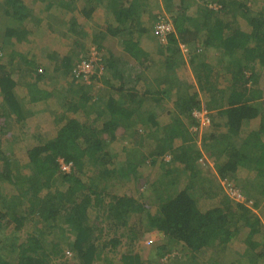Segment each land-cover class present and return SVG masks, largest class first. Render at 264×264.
<instances>
[{
	"label": "trees",
	"instance_id": "obj_1",
	"mask_svg": "<svg viewBox=\"0 0 264 264\" xmlns=\"http://www.w3.org/2000/svg\"><path fill=\"white\" fill-rule=\"evenodd\" d=\"M158 2L53 0L85 20L53 18L68 39V52L50 53V68L16 48L31 40L28 24L41 20L25 0H0V264H115L116 258L122 264H160L158 257L167 264H264V225L252 209L264 206V107L259 71L251 63L259 60L264 67V7L253 12L244 0ZM99 5H108L113 20L107 24L97 23ZM164 18L173 27L163 38L155 25ZM246 23L252 30H244ZM153 28L156 51L142 43ZM199 32L207 36L204 43L224 49L234 61L227 102L225 93L210 94L204 85L212 71L205 59L196 55L191 61L207 93L205 104L178 74L185 59L180 43L190 55ZM94 50V71L85 77L78 66L91 62ZM157 64L166 67L152 79L147 71ZM167 100L171 106H164ZM41 101L51 116L31 121V104ZM210 105H219L230 132L212 135L214 147L205 145L206 151L214 154L222 182L253 199V207L203 174L205 149L191 128L198 125L194 111ZM259 115L260 128L236 143L244 120ZM122 139L128 140L125 156L113 167L105 148ZM146 140L153 142L150 151L143 149ZM229 144L234 149L220 163ZM167 153L172 159L163 158ZM143 165L159 167L158 173L141 177ZM241 165L255 171L251 187L237 181ZM133 184L139 199L118 190ZM215 197L212 208L201 210L200 202ZM152 230L163 237L152 243L148 260L144 253L118 251L125 238L136 243ZM233 241L246 246L235 252L239 258L228 252Z\"/></svg>",
	"mask_w": 264,
	"mask_h": 264
},
{
	"label": "crops",
	"instance_id": "obj_2",
	"mask_svg": "<svg viewBox=\"0 0 264 264\" xmlns=\"http://www.w3.org/2000/svg\"><path fill=\"white\" fill-rule=\"evenodd\" d=\"M25 1H26V4L31 8V11L33 12L34 17L41 20V24L40 23L35 24V21L31 22L33 24L32 26L34 27V29L30 28L31 29V35L29 36V39L31 38L34 40V42H35L34 47H31L29 45L30 43L27 44V42L24 44L17 43L16 45H18V47L20 46L23 48L22 49L23 54L30 53L32 55V53H33L34 58L37 62L44 61V60L47 61V64L45 63L44 66L48 65V63L53 64V62L50 60V58L48 56L50 53L55 52V51L63 52V50H65V52H64L65 54L68 52V50H67L68 47L66 45L67 43L64 42V41L68 42V39H66L67 37H63L62 34L59 33L58 27L56 26V24H52L54 22L53 18L58 17L62 20L69 21L70 18L75 16L79 20V22H81V23L83 22L82 20H85V18L78 13V10L73 12V13L70 11H66L64 7L54 4L53 0H25ZM66 1H68V0H66ZM244 1L246 3L249 1L248 5H250L249 7H250L251 11H253V12L258 11L261 7H264V3L260 2L259 7L257 9H252L253 7L251 6V3L254 1H252V0H244ZM158 3H161L163 5V0H159ZM101 6L102 5L98 6L97 12H99V10H101L100 9ZM210 6H211V4H210ZM104 7H107V6L104 5ZM194 10L195 9H193L192 11H194ZM96 18H97L98 25L99 24H107L109 22L108 20H110V18L112 19V16L110 15V11H109L107 16L105 14L100 15V13H98V16ZM61 27H62V29L65 27L63 29L65 31L66 26L63 27V25H61ZM244 27H245L244 30H246V31L252 30V25H250V24L246 23V26H244ZM224 32H225V35H227V36L229 35V31L227 29L224 30ZM60 35H61V37H60ZM40 36H41V38H38ZM57 36H59V37H57ZM206 37L207 36L204 35L203 32L198 33L197 37L193 40V41H195L193 43V44H195V50L192 51L191 53H189L190 55H188L189 49H188L187 53H185V52L182 53V51H181V55L183 54L182 56H184L183 58H185V59L183 60V58H182L183 65L179 68L178 74L185 81L184 83L188 84V86L191 87L190 92H192L194 94H197V91L199 92V98L202 100L203 104H205L204 102H205V99H206L205 97L207 96V93H204V90H202L200 88L199 83L197 82V76L194 72V66L191 63L192 58L199 57L200 59L201 58L205 59V62L209 63L210 67H212V71L210 73L209 81L205 82L204 85L210 87V94L213 93L214 95H219V97L220 96L223 97L224 96L223 93H225V102H227V99H228L229 93H230V88L232 86L230 76L228 75V68H229V66L231 67V69H233L235 67L233 65L234 61L232 60V58H230L226 54L224 49L214 48L213 46H208L206 43H204ZM55 39L61 40V42L58 43L56 47H54V45H53V42L56 41ZM157 39H158V37L156 35L155 29L153 28L150 32V36L147 39L146 38L142 39V43L144 44V46L150 47L152 51H156L155 42H157ZM180 44H184V43H180ZM37 45H40V49L37 48ZM249 45L254 46L255 43L252 42V44H249ZM196 55H197V57H196ZM204 56L207 58H205ZM194 62H195L194 63L195 67L197 68V60ZM251 63L255 64V71H259V83L256 86L259 85V87L261 89V96L259 98V102H261L263 105L262 107H264V67L261 66V64L259 63V60L258 61L256 60V62L254 61ZM164 67H166V66L162 65V64L152 65V67H150L149 70L147 71V74L152 79L157 78V77L161 76V74L164 70L163 69ZM252 67H254V66H252ZM249 70L246 71L247 76H250V74H251V72H250L251 70L250 71ZM22 76H23V74L20 76V78H22ZM99 86L103 87L102 84H100ZM138 88L139 87H137V90H138ZM220 102H222V101H220ZM150 103H151V105H153L154 99H150ZM171 104H172V102L170 100H167V102L164 103V106H168V105L171 106ZM31 107L33 108L34 116H36V118L38 117V114H39L38 119L45 120V118L41 117L40 114L52 112L50 109H47V105H45L44 101L37 102L36 104H31ZM210 107L213 110L212 109L207 110L208 108H206V110L208 111V117L210 119V123L204 124L200 120H198V125L196 124L197 127L194 124V125H192L191 129L193 131H198L195 134V140L198 143V145L202 148L201 150L205 149L202 152L203 156H201V157L205 158V160H206L205 165L203 164L204 165L203 174H205L204 176H207L208 178H210L212 182L217 184L219 182H222V180L220 179V177L217 173V163L215 161L214 154L210 155V152L206 151L205 145H207V147H211L213 149L214 141L212 140V135H218L220 133L222 134L225 132L228 133V132H230V130L228 127V122H227L226 117L222 116L218 112L219 105H214V106L210 105ZM108 118L109 117L106 115L104 116V118H102V120L99 122L100 127L102 126L101 122H103L104 120H107ZM261 119H262L261 115H259L258 117L245 119L239 133L234 135V141L236 143L238 142V144H239V143L243 142L248 137L249 133H251L252 131H254L256 129H259L261 126V121H262ZM39 133H41V130H39ZM127 144H128V140L122 139V140L109 141L108 144L106 145L105 150L109 153L110 158L114 160V161H112L113 167H118V165H120L119 163L123 160V157L125 156V151H126L125 149H126ZM152 148H153V142H151V140H146L144 142L143 149L145 151H150V150H152ZM233 149H234V146L229 144L225 148V150L221 151V155L219 157L220 163L225 161L226 157H228L230 155V153L233 151ZM165 155H163V158ZM163 158H161V159H163ZM159 160H160V158H159ZM144 167H146V165H143L141 167V177H145V175L143 173ZM148 168L149 169L152 168V165L151 166L148 165ZM156 169L159 170V167H157ZM153 173L156 174V173H158V171L152 170V171H150L149 175H151ZM254 177H255V171L253 170V168H250L249 166L241 165V166H239V168L236 172L237 181H239L243 184L247 183L246 185L249 187H251V185L254 184V182L252 181V178H254ZM120 181L117 178L115 184H119ZM131 181H135V180L132 179ZM133 186H134V184H133ZM133 186L131 187V190L134 189ZM128 188H129V186H127V190H125V188H123V187H118V190L123 189L124 191L128 192V190H129ZM131 190H129V191L131 192ZM132 196L134 197V195H132ZM216 198L217 197L209 198V199L207 198V199H204L202 202H200L199 206H200L201 210L204 211V210H207L209 208H212L214 206V204L217 202L218 198L217 199ZM252 209L254 210V212H256L255 211L256 208H252ZM259 209L261 210V207ZM256 213H258V211ZM261 220L263 221V225H264V219L261 218ZM149 233L153 234V235H151L153 237H154V234H159L161 237H163V234L161 232H158L157 230H152V232H149ZM263 233H264V229H263ZM150 239L153 240L152 243H155V241L157 242V240H155L154 238H150ZM126 240H127V243L120 244L119 248L121 246H123V248L120 249L121 250L120 252L124 253V252L130 250L132 252H138L140 254H143L142 253L143 249L139 248V245L137 243L130 242L129 238H127ZM235 243L241 244L240 251L238 249L237 250L232 249V247L235 246ZM245 247L246 246L244 245V242H239V241L234 242L233 241L231 244L228 245V252H231V254L234 253V255H232L233 258H239L238 255H235V252L236 251L244 252ZM148 256H150V255H148ZM148 256H146V260L149 259ZM227 258H230V257H227ZM152 259H153V257H152ZM115 264H122V263L120 262V260L118 258H116Z\"/></svg>",
	"mask_w": 264,
	"mask_h": 264
},
{
	"label": "rangeland",
	"instance_id": "obj_3",
	"mask_svg": "<svg viewBox=\"0 0 264 264\" xmlns=\"http://www.w3.org/2000/svg\"><path fill=\"white\" fill-rule=\"evenodd\" d=\"M252 1H254V2H252L251 3V6L253 7L252 9H257L258 7H259V4H260V2L261 3H264V0H252ZM249 2V1H248ZM248 2H247V4H248ZM32 5V4H31ZM107 7H104V5H102L101 7H100V9L101 10H99V13H100V15L102 14V15H106L107 16V14H108V12H109V8H108V5H106ZM191 12H194V11H191ZM102 20V19H101ZM33 24L32 23H29L28 24V27L29 28H32V29H34V27L32 26ZM87 26H89V27H91L90 26V24H88L87 23ZM57 37H59V36H57ZM38 38H41V36L40 37H38ZM33 39H31L29 42H27V44H29L31 41H32ZM56 40V39H55ZM64 40V39H63ZM61 42V40L60 39H58V40H56L55 42H53V45H54V47H56L57 46V44L58 43H60ZM34 44H35V42H34V40L29 44L31 47H34ZM24 47V46H23ZM181 47V46H180ZM16 48L17 49H19V50H22L23 48L22 47H18V45H16ZM37 48L38 49H40V45H37ZM181 49H182V47H181ZM65 52V50H63V52H61V54H63ZM65 54V53H64ZM48 65L50 66V68H52L53 67V64H50V63H48ZM93 67H91V68H88L87 69V72H89L90 70V72H93L94 70L92 69ZM101 73H102V71H101ZM89 80H87V83H90V82H88ZM22 89V88H21ZM47 109H49L48 107H47ZM40 116L41 117H44L45 118V120L48 118V120H49V118H50V116H51V114L50 113H45V114H40ZM38 117H39V114H38ZM38 117L36 118V116L33 118L34 120H31V121H37V120H39L38 119ZM30 128L31 129H34V128H36V130H37V133L39 132V130H38V127L36 126V125H34V123L33 122H31L30 123ZM4 146H6V143L4 144ZM168 156V153L165 155V158ZM149 162V161H148ZM158 171V169H156V168H148V166H146V167H144L143 168V173H144V175L145 176H148L149 174H150V171ZM222 183H224V182H222ZM133 186V185H132ZM134 187V189H132L131 190V192L128 190V192H130L132 195H134V198H136V199H139L140 198V195H139V192H138V190H137V188L135 187V186H133ZM8 188V191L7 192H9V193H12V192H14V190L13 189H10V187H7ZM123 188H125V190H127V187H124L123 186ZM142 190V189H141ZM245 196V195H244ZM260 196V195H259ZM243 202H245V204H247L248 206H252L253 205V199H250V200H248L247 201V199L246 200H244ZM263 204H264V202H263ZM263 206V205H262ZM261 206V207H262ZM260 207H257L256 209H255V211L257 212L258 211V213H256L257 214V216L258 217H260V218H262V219H264V206H263V208L260 210L259 209ZM255 213V212H254ZM111 226V225H110ZM151 235H153V234H151V233H148V234H143V235H141V236H139L138 238H137V240L135 241L138 245H139V248H141V249H143L142 250V253H144L143 255L144 256H148V255H150V252H151V249H152V244H149L150 242H149V240H152V239H150V238H154L155 240H157V242L158 241H160L161 240V236L159 235V234H154V237L153 236H151ZM149 238V239H148ZM124 241V243H127V240H126V238L123 240ZM153 241V240H152ZM152 243V242H151ZM155 243H156V241H155ZM233 245V244H232ZM240 247H241V244L240 243H235V246H233L232 247V249H238L239 251H240ZM123 248V246H121L120 248H119V251H121L120 249H122ZM154 254L155 255H151V257H156V253L154 252ZM174 254V253H173ZM145 259V258H144ZM145 261V260H144ZM164 261H166V259L165 258H162V257H158V259H156V262H159L160 264H167L168 263V261L167 262H164ZM170 262V261H169ZM72 264H76V262L75 261H72Z\"/></svg>",
	"mask_w": 264,
	"mask_h": 264
},
{
	"label": "built area",
	"instance_id": "obj_4",
	"mask_svg": "<svg viewBox=\"0 0 264 264\" xmlns=\"http://www.w3.org/2000/svg\"><path fill=\"white\" fill-rule=\"evenodd\" d=\"M173 27V24L172 22H168L165 20H162V22H159L155 25V28L157 31H159L163 36L167 34V31L170 30L171 28ZM182 47V50L187 53L188 52V47L185 45V44H182L181 45ZM97 53L96 50H94L93 52V55H92V58H91V62H87V61H82V63L78 66V73H85V77H88V73L87 72V69L88 68H91V67H94L92 61L94 60H97ZM93 69V68H92ZM194 115L198 118V120H200L202 123L204 124H208L210 123V119L208 117V111L206 109H203V110H195L194 111ZM170 159V156L167 157V160ZM203 159L201 158L200 161H202ZM225 185V188H226V191L228 193L229 196L233 197L236 199V201H239V202H243L244 200H246V197L241 193V191H239V189L231 186V185H226L225 183H223ZM149 244H152V240H149Z\"/></svg>",
	"mask_w": 264,
	"mask_h": 264
},
{
	"label": "clouds",
	"instance_id": "obj_5",
	"mask_svg": "<svg viewBox=\"0 0 264 264\" xmlns=\"http://www.w3.org/2000/svg\"><path fill=\"white\" fill-rule=\"evenodd\" d=\"M183 51V50H182ZM184 52V51H183ZM187 55V54H186ZM171 159V158H170Z\"/></svg>",
	"mask_w": 264,
	"mask_h": 264
}]
</instances>
